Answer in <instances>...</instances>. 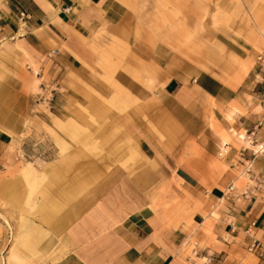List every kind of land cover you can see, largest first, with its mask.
Listing matches in <instances>:
<instances>
[{
	"label": "crops",
	"instance_id": "1",
	"mask_svg": "<svg viewBox=\"0 0 264 264\" xmlns=\"http://www.w3.org/2000/svg\"><path fill=\"white\" fill-rule=\"evenodd\" d=\"M125 1L128 4L0 0V147L10 133L29 126L33 131L34 124H49L53 116H60L68 97L76 100L69 93L79 85L78 78L94 82L86 66H94L115 41L138 45L136 55L156 63L155 86L163 82L161 93L173 110L167 116L183 127L178 140L170 134L162 141L138 114H121L125 135L137 138L136 154L152 161L142 157L128 166L133 172L112 167L114 171H103L95 182L91 176L80 177V183L93 180L95 188L72 196L65 207L56 203L46 216L48 223L28 231L24 225L21 235L32 234L31 248L38 254L18 251L17 260L9 264H264V151L252 157L250 149L256 146L248 145L241 153L245 144L238 138L255 131L257 143L264 141V64L251 66L238 84L231 85L220 70H204L207 62L191 65L159 45L148 55L132 10L138 6ZM210 1L216 3L213 8L226 11L236 4ZM226 39L234 46L231 54L243 58L244 38ZM50 50H55L51 56ZM116 75L135 88L121 69ZM43 89L51 91L49 102L38 99ZM211 112L236 143L230 144L224 163L233 169L235 162H250L241 188L215 161L220 137L206 124ZM149 117L158 121L159 114ZM160 186L169 188L168 207H156ZM54 195L63 198L60 192ZM213 211L217 218L211 216ZM252 240L261 244L259 250L247 249Z\"/></svg>",
	"mask_w": 264,
	"mask_h": 264
},
{
	"label": "rangeland",
	"instance_id": "2",
	"mask_svg": "<svg viewBox=\"0 0 264 264\" xmlns=\"http://www.w3.org/2000/svg\"><path fill=\"white\" fill-rule=\"evenodd\" d=\"M131 1L138 6L132 10L138 15L148 55L159 45V49L191 65L207 62L210 65H203L204 70H220L229 77L231 85L238 84L251 66L264 64V0H235V6L227 11L213 8L216 3L210 0L205 1L206 6L202 0ZM139 36L136 33V38ZM232 36L244 38L241 42L247 49L243 58L231 54L234 46L226 38ZM136 48L138 45L129 46L127 41L112 42L94 66H86L94 82L78 78L79 85H73L69 93L76 100L68 97L60 116H53L49 124H34V132L30 126L18 134L9 132L0 147V264L16 261L18 251L38 254L37 249L31 248L32 234L21 235L23 226L28 231L30 226L37 228L48 223L46 216L53 212L56 203L65 207L72 196L95 188L93 180L80 183V177L91 176L95 182L103 171H114L112 167L122 166L133 172L128 166H134L142 157L152 161L136 154L137 138L125 135L121 114L131 118L138 114L159 140H167L170 134L171 139H179L183 127L168 117L173 110L167 108V98L161 93L163 82L155 86L157 65L139 58ZM119 69L135 88L120 82L116 75ZM150 113L159 114L158 121L150 120ZM206 124L220 137L219 149L223 143L236 145L213 112L206 117ZM216 156L215 161L237 188L247 183L248 175L242 174L239 164L235 162L234 168L229 169L223 158ZM85 164L94 168L86 169ZM76 177L79 179L73 183ZM158 191L160 200L156 207H168L169 188L160 186ZM54 192L62 193L63 198L57 200ZM211 216L218 217L214 211Z\"/></svg>",
	"mask_w": 264,
	"mask_h": 264
},
{
	"label": "built area",
	"instance_id": "3",
	"mask_svg": "<svg viewBox=\"0 0 264 264\" xmlns=\"http://www.w3.org/2000/svg\"><path fill=\"white\" fill-rule=\"evenodd\" d=\"M54 53H55V50H50L48 55L51 56ZM260 58H261V56L259 55L258 59H260ZM51 98H52V95H51L50 90L43 89L41 92L38 93V99L41 100L42 102H49L51 100ZM242 140L246 144L243 148H241V151H240L241 153L249 149L248 145L256 146V149H250L252 157H254L256 155V153L264 151V141L257 143L258 141L255 138V131L245 132ZM227 152L228 151H226V150L219 149L218 154L220 156H224ZM246 162L247 163L245 165H243L244 166L243 169L245 172H249L251 165H250L249 161H246ZM243 163H245V162H243ZM260 248H261V244L257 240H252L250 242V244L247 246V249L249 251L259 250ZM263 251H264V248H263Z\"/></svg>",
	"mask_w": 264,
	"mask_h": 264
},
{
	"label": "bare ground",
	"instance_id": "4",
	"mask_svg": "<svg viewBox=\"0 0 264 264\" xmlns=\"http://www.w3.org/2000/svg\"><path fill=\"white\" fill-rule=\"evenodd\" d=\"M240 137H241V138H240ZM240 137H239V138H240L241 142L243 143V142H244V141L242 140L243 136H240ZM244 144H246V143H244ZM249 146H252V145H249ZM220 149H221V150L223 149V150L229 151L230 146H229L228 143H223ZM255 149H256V147H255ZM218 152H219V150H218ZM218 152H217V155H218L220 158H223V157L228 153V152H227L224 156H220V155L218 154ZM246 163H247V162H245V163H243V164L241 165V167H242V168H241V172H242V174H243V173L247 174V172H245L244 169H243V168H244L243 165H245ZM61 226H63V225H61Z\"/></svg>",
	"mask_w": 264,
	"mask_h": 264
}]
</instances>
